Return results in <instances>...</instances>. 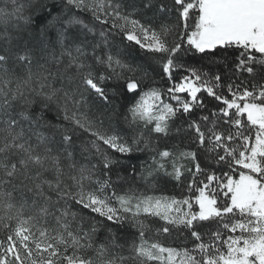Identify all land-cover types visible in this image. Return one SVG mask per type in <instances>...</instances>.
I'll use <instances>...</instances> for the list:
<instances>
[{"label": "snow or ice", "instance_id": "snow-or-ice-1", "mask_svg": "<svg viewBox=\"0 0 264 264\" xmlns=\"http://www.w3.org/2000/svg\"><path fill=\"white\" fill-rule=\"evenodd\" d=\"M0 264H264V0H0Z\"/></svg>", "mask_w": 264, "mask_h": 264}, {"label": "trees", "instance_id": "trees-1", "mask_svg": "<svg viewBox=\"0 0 264 264\" xmlns=\"http://www.w3.org/2000/svg\"><path fill=\"white\" fill-rule=\"evenodd\" d=\"M139 55V54H138ZM136 156H141V158L139 160L136 159ZM143 162V157L141 154H134V157L131 161L132 164H139ZM126 164H128V161H125ZM165 191L166 193L168 194H179V190H176V191H173L171 185H168L166 188H165Z\"/></svg>", "mask_w": 264, "mask_h": 264}]
</instances>
